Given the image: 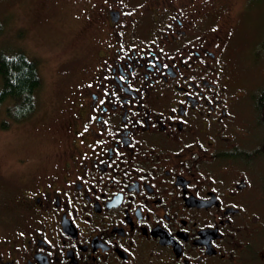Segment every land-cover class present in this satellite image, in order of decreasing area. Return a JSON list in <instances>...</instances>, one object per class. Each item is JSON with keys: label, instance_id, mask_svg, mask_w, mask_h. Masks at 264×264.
Wrapping results in <instances>:
<instances>
[{"label": "flooded vegetation", "instance_id": "obj_1", "mask_svg": "<svg viewBox=\"0 0 264 264\" xmlns=\"http://www.w3.org/2000/svg\"><path fill=\"white\" fill-rule=\"evenodd\" d=\"M83 1L58 150L0 170V264H264V85L228 4Z\"/></svg>", "mask_w": 264, "mask_h": 264}, {"label": "rangeland", "instance_id": "obj_2", "mask_svg": "<svg viewBox=\"0 0 264 264\" xmlns=\"http://www.w3.org/2000/svg\"><path fill=\"white\" fill-rule=\"evenodd\" d=\"M10 1L9 14L0 8V49L22 50L36 61L40 77L37 105L27 119L5 118L4 106L0 105V122L10 121L8 127L0 126V170L13 180L17 157H35L45 163L58 150L56 142L68 122V108L65 103L60 104L62 99L59 102L64 93L70 92L71 84L65 73L73 64H78L73 60L75 54L83 55L80 63L86 60L92 42L88 43L87 35L83 37L90 26L82 16L83 0ZM212 1L228 4L224 26H230L232 44L238 45L239 53H232L238 79L244 82V87L261 88L264 48L252 49L264 36V0ZM84 21L87 25H83Z\"/></svg>", "mask_w": 264, "mask_h": 264}, {"label": "trees", "instance_id": "obj_3", "mask_svg": "<svg viewBox=\"0 0 264 264\" xmlns=\"http://www.w3.org/2000/svg\"><path fill=\"white\" fill-rule=\"evenodd\" d=\"M39 81L33 58L22 50L0 49V105L4 106L5 118L22 121L32 114L37 105ZM9 122L1 120L0 126L7 127Z\"/></svg>", "mask_w": 264, "mask_h": 264}]
</instances>
